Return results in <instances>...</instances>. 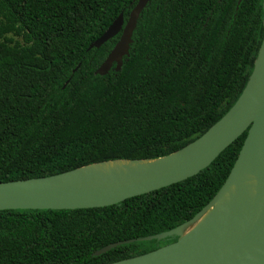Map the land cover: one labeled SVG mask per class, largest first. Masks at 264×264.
Masks as SVG:
<instances>
[{
    "label": "trees",
    "instance_id": "obj_1",
    "mask_svg": "<svg viewBox=\"0 0 264 264\" xmlns=\"http://www.w3.org/2000/svg\"><path fill=\"white\" fill-rule=\"evenodd\" d=\"M136 0H0V182L156 159L203 135L242 94L264 39L263 0H150L119 72L121 36L88 50ZM246 130L198 174L118 204L0 210V264H109L175 242L219 191Z\"/></svg>",
    "mask_w": 264,
    "mask_h": 264
},
{
    "label": "water",
    "instance_id": "obj_2",
    "mask_svg": "<svg viewBox=\"0 0 264 264\" xmlns=\"http://www.w3.org/2000/svg\"><path fill=\"white\" fill-rule=\"evenodd\" d=\"M136 1L127 21L121 13L108 29L90 44L88 50L100 48L121 32L120 39L95 74L106 75L111 69L119 72L124 59L130 56L139 17L150 0ZM241 1L238 0V3ZM246 130L247 136L226 181L210 202L192 219L169 231L113 242L95 254L100 255L123 243L160 240L176 235L178 239L175 242L109 264H264V39L247 85L230 110L193 142L172 154L156 158L183 153L173 163L152 170L131 180L130 183L119 182L105 191L97 186L76 187L62 181L64 177H69L67 175L92 164L51 176L2 181L0 210H73L115 205L198 174ZM137 160L150 159L131 161ZM244 174L252 175L256 179V191L252 206H248L244 212L243 226L239 228L236 225V215L239 212L237 203L221 220L211 218L202 226H198L199 221L214 207L225 190Z\"/></svg>",
    "mask_w": 264,
    "mask_h": 264
},
{
    "label": "bare ground",
    "instance_id": "obj_3",
    "mask_svg": "<svg viewBox=\"0 0 264 264\" xmlns=\"http://www.w3.org/2000/svg\"><path fill=\"white\" fill-rule=\"evenodd\" d=\"M183 153H177L170 157L150 160H111L107 162L92 164L84 167L72 174L64 177L62 181L69 185L79 186H97L103 191L114 187L119 182L130 183L131 180L143 176L152 170L173 163V161ZM67 178V179H66ZM256 191V179L249 174H244L234 182L223 195L218 199L214 207H212L199 221L198 226H202L211 218L218 221L224 218L227 212L237 203L238 214L236 215V225L243 226L245 222L246 208L252 206ZM240 198V199H239ZM251 209V208H250ZM196 226V228L198 227Z\"/></svg>",
    "mask_w": 264,
    "mask_h": 264
}]
</instances>
